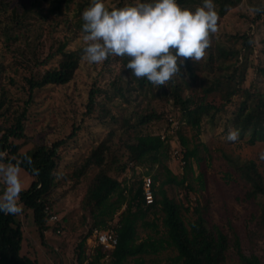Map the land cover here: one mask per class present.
Here are the masks:
<instances>
[{
    "label": "trees",
    "instance_id": "trees-1",
    "mask_svg": "<svg viewBox=\"0 0 264 264\" xmlns=\"http://www.w3.org/2000/svg\"><path fill=\"white\" fill-rule=\"evenodd\" d=\"M237 1L214 0L219 17L217 31L210 34L211 45L204 58L199 62L186 60L180 66V78H174L167 86L153 88L146 78L137 79L124 68L128 57H109L89 80L83 108L75 111L79 117L67 123V133L51 137L49 125L35 130L30 128L31 121L50 91L74 83L81 69L84 47L72 49L70 45L76 36H83L81 17L91 0H21L18 5L0 0V46L7 56L0 60V162L18 163L25 156L31 158V165L26 161L20 163L32 178L20 193V201L23 215L31 214L41 239L48 229L46 207L52 210L67 192L83 188L74 264L83 263L85 241L93 227L110 221L119 225L110 264H124L128 258L139 259L141 255L157 254L168 248L175 250L167 258L169 264L225 262L228 234L217 225H209L196 205L194 218L186 219V193L178 198L169 196L165 185L174 184L177 191L191 189L185 183L186 174L191 170L190 160L198 162L200 157L196 145L187 148L184 125L200 133L206 122L213 128L227 121L232 128L239 129V136L249 134L251 140L264 138V34L257 37L260 25L264 24V11L244 15L254 31L248 27L219 33L223 18ZM254 2L253 8H264L262 0ZM134 3L110 0L107 7L111 10ZM177 3L194 11L202 0ZM92 125L101 126L100 133L93 135ZM80 130L90 135L87 148L61 166L64 145ZM223 132L227 133L225 127ZM172 136L176 139L171 146L173 154L183 168L181 177L163 163ZM148 137L150 141L145 142ZM201 145L206 151L202 141ZM149 154L152 165L163 167L155 173L146 171L152 179L153 202H141L140 179L126 198L127 208L120 210L125 203L119 192L120 177L136 171ZM222 156L248 183L245 198L256 203L258 222L264 231V170L258 169L254 160L226 153ZM32 167L39 169L38 177L32 175ZM118 192L116 200L114 195ZM150 214L153 219L148 220ZM53 224V232L63 229L59 220ZM138 225L152 228L153 233L139 238ZM23 232L17 215L0 212V264H39L36 258L21 253ZM233 247L240 264H262L257 256L242 253L236 236ZM100 257L98 253L93 263ZM136 264H141V260Z\"/></svg>",
    "mask_w": 264,
    "mask_h": 264
},
{
    "label": "rangeland",
    "instance_id": "rangeland-1",
    "mask_svg": "<svg viewBox=\"0 0 264 264\" xmlns=\"http://www.w3.org/2000/svg\"><path fill=\"white\" fill-rule=\"evenodd\" d=\"M11 5H18L21 0H9ZM135 2V0H133ZM106 6L110 0H103ZM262 2H264L262 0ZM254 0H238L231 10L226 13L220 25L219 33H229L235 30H247L250 27L253 31L255 27L250 23L244 15H252L254 13ZM260 23V22H259ZM257 37L264 34V24L259 27ZM78 49L85 47L83 36L78 35L73 39L70 48ZM3 49L0 46V60H5ZM85 59V60H84ZM81 63V69L74 81L67 87L58 88L50 91V96L44 99L40 106L35 110V118L31 121L30 128L40 129L42 126L49 125L51 127L50 136H60L68 132L69 124L74 118L79 117L76 112L83 108V102L86 97V90L89 80L100 69V64L88 63L86 57ZM76 111V112H75ZM36 119V120H35ZM173 125H176L175 122ZM227 130L224 134L223 129ZM101 126H91L96 135L101 131ZM232 128L226 121L225 125L219 122L213 128L206 122L203 124L200 133L184 125V134L188 137L187 148H192L194 145L198 149V162L190 160L191 170L188 169L186 181L191 187L186 191H177V187L172 184H166L165 188L169 196L175 198L183 197L186 193L187 202H184L186 209L184 213L186 219H193L196 211V205L200 214L204 216L209 225H217L223 232L228 234L229 248L227 257L223 264H240L235 249L233 247L234 236L238 238L239 246L243 254L246 256L255 255L264 264V231L258 222V207L253 200L245 198V194L249 188L240 176L230 167L223 153L238 155L245 159L254 160L258 169L264 170V138L251 140L249 134L239 136L236 141L227 140L229 129ZM172 132V131H170ZM152 135L150 137H154ZM164 134L161 136L163 137ZM150 137L146 138L145 142H149ZM171 138L169 144L167 158L164 160V165L177 177L183 174L178 157L174 156L172 144L176 139ZM90 135L84 130H80L73 140H69L64 145L62 154L61 166L69 163L77 158L88 146ZM201 141L206 145L207 150L203 149ZM152 155L149 154L142 164L136 167V171H130L120 177L122 188L119 190L120 196L124 197V208L126 209V198L124 189L131 193L138 186L141 176L147 172L155 173L157 170L162 171L163 167L159 164L152 165ZM21 180L24 189L27 188L32 178L21 169ZM200 178H197L198 176ZM1 182H3L1 180ZM4 185H0V194L3 192ZM128 188L131 191H128ZM83 188L75 191H69L63 198H60L52 207V211L57 214L58 220L62 225L58 233L51 229L54 224L48 223V229L44 231L42 239L34 229L31 214L29 217L20 214L17 218L23 224V243L21 253H25L32 258H36L39 264H74V247L76 236L81 229V209L79 200ZM119 192L114 195V199H119ZM179 192V193H177ZM197 202V203H196ZM128 205V203H127ZM140 205V203H139ZM135 207L136 204L134 205ZM132 210H135V207ZM195 206V207H196ZM160 218V213L156 215ZM148 220L153 219V215L147 216ZM116 219V218H115ZM114 220V219H113ZM160 223L159 219L157 221ZM160 225V224H159ZM162 231V228H161ZM148 233H153L152 228L137 226V234L139 238H145ZM175 254L174 249H165L157 254L141 255L139 259L141 264H155L157 261L160 264H169L167 258ZM137 258H128L124 264H136L140 261Z\"/></svg>",
    "mask_w": 264,
    "mask_h": 264
},
{
    "label": "clouds",
    "instance_id": "clouds-1",
    "mask_svg": "<svg viewBox=\"0 0 264 264\" xmlns=\"http://www.w3.org/2000/svg\"><path fill=\"white\" fill-rule=\"evenodd\" d=\"M254 12L264 8H254ZM84 56L88 63L101 64L109 57H128L124 68L137 79L153 86H167L179 77L185 61H201L211 45L210 34L217 31L218 13L214 0H202L195 10L182 8L177 0H135L133 5L109 8L103 0H91L82 13ZM239 129L230 128L227 140L236 141ZM264 158V154H262ZM29 165L31 158L24 157ZM0 162V212L20 215L24 190L20 163ZM38 177L39 169L32 167Z\"/></svg>",
    "mask_w": 264,
    "mask_h": 264
},
{
    "label": "built area",
    "instance_id": "built-area-1",
    "mask_svg": "<svg viewBox=\"0 0 264 264\" xmlns=\"http://www.w3.org/2000/svg\"><path fill=\"white\" fill-rule=\"evenodd\" d=\"M142 181V194H141V202L144 204H150L153 202L154 196H153V190H152V179L149 175L146 173L141 176ZM122 186V182H121ZM129 189V188H128ZM125 195L128 196L129 193L126 189H124ZM128 198V197H127ZM122 208H124V205H122ZM46 211L49 212V217L47 222L48 223H55L58 221V216L56 213H54L52 210L49 209V207H46ZM118 212L114 215H116ZM110 222H107L105 225H98L93 227L90 235L87 237L85 241V259L82 264H110V252L115 248L118 242V235L116 233V229L119 226L116 224L115 226L112 225ZM60 230L56 229V232L58 233ZM98 253L101 254L100 259L97 262L93 261L95 260V257L98 255Z\"/></svg>",
    "mask_w": 264,
    "mask_h": 264
},
{
    "label": "crops",
    "instance_id": "crops-1",
    "mask_svg": "<svg viewBox=\"0 0 264 264\" xmlns=\"http://www.w3.org/2000/svg\"><path fill=\"white\" fill-rule=\"evenodd\" d=\"M114 220H115V217H114ZM167 262H168V260H167Z\"/></svg>",
    "mask_w": 264,
    "mask_h": 264
}]
</instances>
